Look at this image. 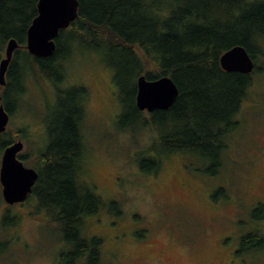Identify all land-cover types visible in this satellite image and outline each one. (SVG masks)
<instances>
[{
    "label": "trees",
    "instance_id": "trees-1",
    "mask_svg": "<svg viewBox=\"0 0 264 264\" xmlns=\"http://www.w3.org/2000/svg\"><path fill=\"white\" fill-rule=\"evenodd\" d=\"M77 2V17L59 32L54 54L38 58L25 49L27 29L37 15V0H0V61L10 39L19 45L5 73V85L0 86V105L13 116L21 108L30 80L58 82L78 59L74 54L93 60L91 51L101 53L113 70L120 94L124 116L120 125L133 121L155 134L150 154L137 162L139 171L155 174L164 157L185 153L210 163L201 172L208 176L219 173L231 134L242 128L252 76L261 75L259 69L264 71V0ZM234 46H242L252 58L254 69L249 75L221 70L220 56ZM140 75L147 80L167 76L175 83L178 96L167 111L144 117L145 112L136 108ZM84 102L85 95L74 92L60 104L55 136L51 133L47 145L36 154L33 168L38 179L26 201L33 200L35 209L52 216L64 245L58 255L60 264H105L100 252L103 239L86 228L89 216L97 214L103 202L78 181L86 159L79 130ZM24 137L25 131L19 129L7 128L0 134V158L7 146ZM18 158L25 165L27 156ZM111 206L117 209L115 203ZM252 238L241 239L243 249ZM255 244L247 250L264 248V241Z\"/></svg>",
    "mask_w": 264,
    "mask_h": 264
},
{
    "label": "rangeland",
    "instance_id": "rangeland-1",
    "mask_svg": "<svg viewBox=\"0 0 264 264\" xmlns=\"http://www.w3.org/2000/svg\"><path fill=\"white\" fill-rule=\"evenodd\" d=\"M91 53L93 60L74 54L78 59L58 82L30 80L7 128L25 131L20 155L33 168L42 137L54 135L60 104L89 89L81 127L86 159L78 181L103 202L86 222L87 231L103 239V262L264 264V248L247 250L264 241V154L258 157L256 150L264 145L261 65L257 62L262 74L252 76L244 100L242 128L231 134L219 173L208 176L201 171L210 163L173 153L163 158L157 173L145 174L137 162L151 151L155 134L133 121L120 125L123 108L113 70L101 53ZM35 206L33 200L9 206L0 199V264H60L64 245L56 224ZM248 235L254 238L243 249L241 239Z\"/></svg>",
    "mask_w": 264,
    "mask_h": 264
},
{
    "label": "water",
    "instance_id": "water-1",
    "mask_svg": "<svg viewBox=\"0 0 264 264\" xmlns=\"http://www.w3.org/2000/svg\"><path fill=\"white\" fill-rule=\"evenodd\" d=\"M37 15L26 32L25 49L33 57L49 58L56 49L59 32L68 28L77 17V0H37ZM19 45L10 39L0 61V86L5 85V73ZM219 66L227 73L249 75L254 62L242 46H234L219 58ZM178 89L167 76L147 80L144 75L136 79L135 106L141 112L167 111L175 102ZM10 115L0 105V134L6 132ZM24 144L21 139L7 146L0 158L1 198L9 206L23 204L32 193L38 173L19 160Z\"/></svg>",
    "mask_w": 264,
    "mask_h": 264
},
{
    "label": "flooded vegetation",
    "instance_id": "flooded-vegetation-1",
    "mask_svg": "<svg viewBox=\"0 0 264 264\" xmlns=\"http://www.w3.org/2000/svg\"><path fill=\"white\" fill-rule=\"evenodd\" d=\"M82 92L85 94V99H86V103L84 102V109H86V105H87V102H88V99L90 98V97H88V93H89V89L88 88H82ZM90 94V93H89ZM75 98V97H74ZM76 99V98H75ZM75 104H77V103H75ZM263 110H264V106H263ZM83 123V122H82ZM82 123L80 124V127H79V130H80V133H81V136H82V130H81V127H82ZM38 130V129H37ZM39 131H41V130H39ZM79 134V133H78ZM82 139H83V136H82ZM49 142V139L46 137V139L44 138V136L42 137V142L39 144V146H38V151H37V154H38V152L39 151H41L42 149H44V147L47 145V143ZM84 142V141H83ZM38 143V142H37ZM24 144V143H23ZM23 150H24V147H23ZM22 150V151H23ZM256 150H257V156L258 157H262L263 156V154H264V145H263V147L262 146H259V144H257V146H256ZM84 173V172H83ZM82 173V174H83ZM82 174H80V176L82 175ZM82 182V181H81ZM80 181H79V183L83 186L84 184H82ZM84 187H86V188H88L89 190H91V187L89 186V187H87V186H85L84 185ZM92 191V190H91ZM25 203V202H24ZM23 203V204H24ZM210 263V262H209ZM208 263V264H209Z\"/></svg>",
    "mask_w": 264,
    "mask_h": 264
}]
</instances>
